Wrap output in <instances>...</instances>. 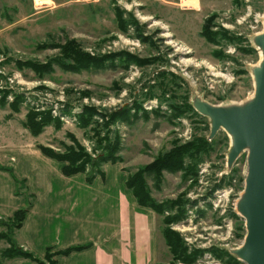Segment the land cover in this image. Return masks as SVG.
Returning a JSON list of instances; mask_svg holds the SVG:
<instances>
[{
  "label": "rangeland",
  "instance_id": "obj_1",
  "mask_svg": "<svg viewBox=\"0 0 264 264\" xmlns=\"http://www.w3.org/2000/svg\"><path fill=\"white\" fill-rule=\"evenodd\" d=\"M210 16L216 43L202 34ZM263 31L264 0H0V148L45 145L64 153L78 150L79 144L95 158L107 144L103 140L98 146L106 133V116L138 105L149 112L148 119L108 126L111 142L116 134L121 138L117 163L127 174L196 138L210 144L193 156L202 160L188 166L198 167L193 178H185L184 170L164 171L155 182L154 172L142 171L155 202L178 201L167 215L185 213L183 220L166 223L165 215L151 208L157 213L152 226L157 263L189 264L174 258L163 234L169 227L188 253L206 250L193 264H247L236 250L247 232L238 202L245 189L248 151L229 165L232 135L221 129L211 137V118L197 110L195 101L223 106L253 96L254 68L261 60L255 38ZM80 55H90L104 67L74 72L59 63L73 64ZM17 96L19 110L14 111ZM93 106L97 122L81 127L79 114ZM30 112L38 113L37 120L52 119L37 135L26 127ZM13 155L19 159L21 153ZM15 164L20 173L31 169ZM87 171L81 173L87 177ZM18 192L33 203L26 182ZM1 231L16 240L15 228L0 222ZM7 244L0 238V264L6 261L1 251ZM212 248L223 255L218 258Z\"/></svg>",
  "mask_w": 264,
  "mask_h": 264
},
{
  "label": "crops",
  "instance_id": "obj_2",
  "mask_svg": "<svg viewBox=\"0 0 264 264\" xmlns=\"http://www.w3.org/2000/svg\"><path fill=\"white\" fill-rule=\"evenodd\" d=\"M5 146L9 147L0 148V218L8 219L26 205L14 175L25 180L34 196L31 209L16 230V241L24 249L43 258L48 248L55 252L86 245L56 255L57 264L157 263L152 227L157 213L138 203L126 182L129 174L118 163L105 164V176L89 182L84 173L65 175L62 163L35 145L14 148L21 153L19 159L13 155V145ZM15 162L30 165V171L20 173ZM7 262L39 264L20 257Z\"/></svg>",
  "mask_w": 264,
  "mask_h": 264
},
{
  "label": "trees",
  "instance_id": "obj_3",
  "mask_svg": "<svg viewBox=\"0 0 264 264\" xmlns=\"http://www.w3.org/2000/svg\"><path fill=\"white\" fill-rule=\"evenodd\" d=\"M213 19V16H210L207 18L202 26V34L205 36L209 41L211 42H218L217 40V32H214L210 29L211 21ZM81 56V55H80ZM72 57H70L71 59ZM91 58V60H89ZM60 65L68 70L74 71V72H81L83 70H90L92 67L94 68H100L104 67L103 64H99L95 58H92L90 55H86V57L81 56V58H73V61L69 63L65 62H59ZM7 95V93H5ZM4 95V97L6 96ZM1 100V101H2ZM3 104L4 101L2 102ZM19 97L17 96V100L13 103L12 109L14 111H18L19 109ZM138 105L134 106H125L122 109H119L115 112H112L110 116H106L107 119L102 123L103 127L102 129H106V133L102 135L103 137H100L99 139V145L102 144V141H107L106 145L104 144L103 152L100 153L97 157L92 158L89 153L85 151V149L78 144V150L75 148H67L64 153L57 152L55 149L45 146V145H39L40 150L48 157H51L53 159H57L59 161H65L68 163H63L62 165V171L65 175L71 176L75 175L77 173L86 172L87 171V165L91 163V170L87 171V179L88 181H93L95 177L101 175L105 176V170L104 165L107 163H117L121 160L118 153H120L123 149V145L121 144V138L118 134L115 136V141L111 142V136H110V128L108 126L113 123H126L131 124L134 120L137 119H148L149 112L146 110L138 109ZM133 109H136L133 111ZM142 110V112H140ZM96 109L95 107H89L84 108L83 112H81L78 118V123L81 127H89V125L92 123V121L97 122L95 120L96 115ZM37 112H30V114L27 115L28 120L26 122V127L35 135H37L40 131L43 130L44 126L47 125L52 121L50 116H42L40 120H37ZM99 126L101 124L98 123ZM97 134L100 135L101 133L98 132ZM208 142L203 138H196L193 141L187 142L183 145L177 146L176 149L169 151L165 153L163 156L159 157L153 164L146 166L142 170L140 169L137 173L129 174L127 178V185L129 188L132 189L138 203L140 205L150 207L154 209L156 212L165 215V221L166 223H173V222H179L183 220L185 213L180 212L177 215L170 216L167 215V212L170 214L174 213L175 206L179 203L178 201L173 202H162L159 204L158 202H155L150 194L149 191L145 185L144 178L142 177V171L149 170L151 172L155 173L154 181H159L162 178V173L164 171L169 172H176L179 170H184L186 178L187 175L191 176L193 178L195 175L198 174V167L196 166H190L189 165L199 164L200 160H196L195 157H193L195 154H199L201 151L205 152L208 149ZM210 145V144H209ZM190 157L191 162L189 164L186 163V158ZM79 161H81L79 163ZM14 178L19 185L21 183H24L25 180H19L15 175ZM20 193V192H18ZM34 198V196H32ZM198 200L195 201L197 203ZM32 201L27 202L26 205L22 206L18 210L14 212L12 217L8 219H1L0 222L3 225H6L7 227H13L16 230L19 229L25 218L28 214L29 210L32 207ZM184 210V209H183ZM185 211V210H184ZM235 215V213H234ZM163 234L165 236L166 243L171 248V251L174 255L175 259L182 260L186 263H195L197 258L203 255L206 250L205 249H197L194 250V252L188 253V248L185 244V242L182 240V238L178 235L177 232L172 230L171 228H165L163 230ZM0 238L6 239L8 242L7 248L3 249L1 251L2 257L6 259L4 264L14 258H30L32 260H36L39 262V264H57V260L55 259V256L58 254H69L70 252L78 249H83L86 247V245H76V246H70L66 249L59 250V251H52V248H48L45 257L48 260V263L45 261L44 257L40 258L38 256H35V254L31 251H28L24 249L23 246L17 243V241L10 235H8L5 232H0ZM213 254L218 256L220 258L223 255V250L218 248H212L210 249ZM54 254V260H50L51 254ZM156 264H163V263H156Z\"/></svg>",
  "mask_w": 264,
  "mask_h": 264
},
{
  "label": "water",
  "instance_id": "obj_4",
  "mask_svg": "<svg viewBox=\"0 0 264 264\" xmlns=\"http://www.w3.org/2000/svg\"><path fill=\"white\" fill-rule=\"evenodd\" d=\"M255 42L263 50L262 62L254 68L255 97L243 106L233 107L197 99L195 107L211 118V137L221 129L233 136L229 165L248 149L245 189L238 202L247 232L236 253L247 264H264V33L257 35Z\"/></svg>",
  "mask_w": 264,
  "mask_h": 264
},
{
  "label": "bare ground",
  "instance_id": "obj_5",
  "mask_svg": "<svg viewBox=\"0 0 264 264\" xmlns=\"http://www.w3.org/2000/svg\"><path fill=\"white\" fill-rule=\"evenodd\" d=\"M262 33H264V31L262 32ZM261 33V34H262ZM261 49V48H260ZM262 59H263V50L261 49V60L259 61V63H258V65L256 66V67H258V66H260V64H261V62H262ZM255 97V93L253 94V96L248 100V101H246V102H242V103H238V104H228V105H223V106H226V107H233V106H243V105H245L247 102H249L250 100H252L253 98ZM196 102V101H195ZM232 141H233V136H232ZM247 151H248V149H247Z\"/></svg>",
  "mask_w": 264,
  "mask_h": 264
}]
</instances>
